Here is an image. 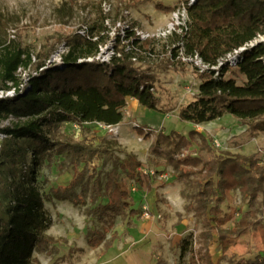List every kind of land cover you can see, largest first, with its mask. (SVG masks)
<instances>
[{
	"label": "rangeland",
	"instance_id": "1",
	"mask_svg": "<svg viewBox=\"0 0 264 264\" xmlns=\"http://www.w3.org/2000/svg\"><path fill=\"white\" fill-rule=\"evenodd\" d=\"M187 2L0 0V48L14 41L29 52L33 59L30 73L39 63H47L55 56L64 42L75 44L80 40L82 30H87L91 37L103 36V44H110L118 20H127L141 31L155 33L165 29L175 11ZM150 40L144 41L142 48L152 49L155 57L143 55L134 64L153 77L157 110L128 103L118 133L101 123L85 124L81 129L75 123L64 122L56 129L57 133L76 140L86 139L109 151L102 160L90 165L85 177L92 178L89 186L84 187L85 181L76 182L70 172L60 173L58 164L63 156L55 154L50 147L0 132V201L6 205L4 194L14 189L18 205L33 204L42 223L41 231L50 243L48 253L33 252L34 264H193L191 249L199 256L208 253L214 263L222 258L216 219L209 211L195 210L203 172L199 170L189 179L175 174L163 159L151 154V145L160 132L169 134L192 128L204 131L213 140L217 155L223 152L255 155L264 163V133L251 132L236 120L228 127L206 129L203 125H193L188 128L189 123L181 121L178 113L198 94L200 74L191 66L172 62L164 55L167 46L178 41V36ZM92 68V65L69 68L63 85L95 84L101 73H90ZM238 72L230 71L227 77L240 82ZM55 73L60 72L48 75ZM41 81H36L35 86ZM16 120L10 117L0 121V129ZM191 152L197 155L196 145L185 152L186 157ZM129 156H135L142 163L137 169L139 179L120 174L118 182L128 196L119 198L110 187L106 173L114 168V158L124 160ZM145 176L151 180L150 191ZM233 197V202L226 201L221 206L224 212L231 207L249 211L238 191ZM261 220L264 222V217ZM233 225L231 221L223 228ZM263 251V239L254 231L232 248L229 255L246 259Z\"/></svg>",
	"mask_w": 264,
	"mask_h": 264
},
{
	"label": "trees",
	"instance_id": "2",
	"mask_svg": "<svg viewBox=\"0 0 264 264\" xmlns=\"http://www.w3.org/2000/svg\"><path fill=\"white\" fill-rule=\"evenodd\" d=\"M189 16L188 30L178 36V41L183 40L187 54L198 53L211 65L264 32V0H197L189 7ZM79 37L75 44L66 42L69 52L62 66L43 69L31 77L22 93L0 98V121L10 117L17 119L0 132L50 147L55 154L63 156L58 164L60 173H72L75 181H85L86 187L92 180L91 176L85 179L90 165L102 160L109 151L86 139L76 140L65 133H57L59 125L75 123L82 129L90 123L121 124L129 98L136 99L147 109L158 108L153 77L135 67L131 53L121 49V56L109 63L79 62L98 52L99 44L105 40L103 36H97L95 41ZM261 57H264V44L242 54L238 74L246 77L243 84H238L235 78H224L227 68H223L218 77L214 71L200 74L198 94L180 109L179 119L200 125L232 115L249 131L264 133V61ZM32 62V55L14 41L0 48V79L3 82L0 90L17 88L20 84L18 70L28 69ZM86 65H92L90 73H101L95 84L76 86L71 82L63 85L69 68L82 69ZM43 66L44 62L39 63L37 70ZM50 72L60 73L49 76ZM38 80L42 81L36 87ZM149 136L147 133L146 137ZM194 145L197 155L191 152L185 158H178L184 151H191ZM151 154L163 159L175 174L185 179L197 175L199 170L203 172L195 210L209 211L216 219L223 255L214 263L208 253L199 256L191 249L193 264H264V251L246 259L229 255L232 248L254 231L259 232L264 242L261 220L264 217V163L255 155L228 152L217 155L213 140L197 130L190 131L187 136L177 131L158 133L151 145ZM114 162V168L106 177L116 196L124 198L128 194L122 190L118 177L125 174L139 179L137 169L142 163L135 156L124 160L116 157ZM144 180L150 191V178L145 176ZM237 191L249 211L231 207L224 212L221 206L226 201L233 202V193ZM4 198L6 205L0 201V264H34L33 252H49L50 243L41 231L42 223L33 204L24 207L17 204L14 189L5 192ZM231 221L234 223L231 228H223Z\"/></svg>",
	"mask_w": 264,
	"mask_h": 264
},
{
	"label": "built area",
	"instance_id": "3",
	"mask_svg": "<svg viewBox=\"0 0 264 264\" xmlns=\"http://www.w3.org/2000/svg\"><path fill=\"white\" fill-rule=\"evenodd\" d=\"M197 0H188L185 4H182L181 7L175 11L173 14L172 21L168 24L165 29L158 30L155 33H148L139 30L137 27H133L127 20H118L115 23L114 29L115 32L112 33L110 44L101 43L99 44L98 52L94 55L87 58L80 59L79 62H101L109 63L115 57L121 56V49H125L126 52L133 55V62H137L139 57L145 55L148 57H155V54L152 49L144 50L142 48V43L146 40H160V39H169L176 36H183L185 31L188 30V8L196 3ZM80 35L87 37L88 39L97 40L98 37H91L87 30L80 31ZM264 44V32L258 34L252 41L246 43L244 46L235 49L233 52L228 53L226 56L218 60L216 65H211L203 60V58L198 53L187 54L183 40L172 43L167 46V53L164 54L172 62H180L187 64L194 68L199 74H204L208 71H214L215 76H219L223 68H227V71L224 74V78H228L227 75L230 71L239 70L238 65L241 60L242 54L246 51H249L256 46ZM69 52V46L64 42L61 46L58 47L55 56H52L51 59L45 63V66L39 70L35 69L33 72L28 69L20 68L18 70V76L20 77V84L17 88H11L9 90H0V98L13 97L17 92L22 93L25 87L28 85L31 77L36 76L43 69L53 67V66H62L64 56ZM264 61V57H261ZM231 78V77H229ZM153 90V89H152ZM104 127L118 133L120 124L118 125H105ZM140 127V126H138ZM145 131L147 129L143 127ZM178 155V158L186 157L187 153ZM146 217H150L149 214H145Z\"/></svg>",
	"mask_w": 264,
	"mask_h": 264
},
{
	"label": "crops",
	"instance_id": "4",
	"mask_svg": "<svg viewBox=\"0 0 264 264\" xmlns=\"http://www.w3.org/2000/svg\"><path fill=\"white\" fill-rule=\"evenodd\" d=\"M240 77H241L240 82H238V84H243L244 82H246L247 79L245 76L241 75ZM199 82L201 83V81H199ZM200 83H199V86H200ZM198 89H199V87H198ZM128 103H129V105H132L135 107L139 102L136 99L129 98ZM235 120L239 123V121L237 119H235L232 115H226L220 119L214 120V121L209 122V123H203L200 125H203L206 129H209V128L211 129L213 127H219V126H227L228 127V126L232 125ZM193 125L194 124L189 123V126H187V127L189 128L190 126H193ZM194 126H199V125H194ZM192 130H197V129L189 128L187 131L179 132V133H182V134L187 136L188 133ZM197 131H200V130H197ZM202 133L206 134L204 131H202Z\"/></svg>",
	"mask_w": 264,
	"mask_h": 264
}]
</instances>
